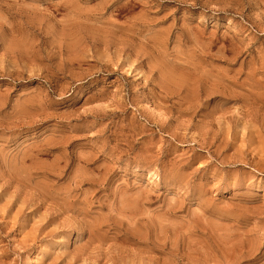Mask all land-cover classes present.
<instances>
[{"label":"rangeland","instance_id":"374dc122","mask_svg":"<svg viewBox=\"0 0 264 264\" xmlns=\"http://www.w3.org/2000/svg\"><path fill=\"white\" fill-rule=\"evenodd\" d=\"M0 264H264V0H0Z\"/></svg>","mask_w":264,"mask_h":264},{"label":"bare ground","instance_id":"6f19581e","mask_svg":"<svg viewBox=\"0 0 264 264\" xmlns=\"http://www.w3.org/2000/svg\"><path fill=\"white\" fill-rule=\"evenodd\" d=\"M220 85H222V84H220ZM224 89V88H223ZM259 95V94H258ZM219 97H220V95H219ZM86 159H88V157L86 158ZM90 160V159H89ZM88 163V162H87ZM98 167V166H97ZM100 167V166H99ZM55 170V169H54ZM98 170H100V169H98ZM77 173V172H76ZM80 173V172H79ZM82 173V172H81ZM90 173H92V172H90ZM93 174H95L94 172H93ZM83 175V174H82ZM30 176V175H29ZM77 176H79V175H77ZM84 176V175H83ZM88 177V176H87ZM94 177V176H93ZM91 178V177H90ZM77 179V178H76ZM85 179V178H84ZM106 179V178H105ZM83 180V179H82ZM85 181H87V180H85ZM106 181V180H105ZM75 182V181H74ZM78 183V182H77ZM79 183H80V181H79ZM75 184V183H74ZM82 184V183H81ZM80 184H78V186H79ZM47 190V189H46ZM131 203V202H130ZM74 207V206H73ZM75 208V207H74ZM82 208V207H81ZM84 209V208H83ZM81 210V209H80ZM79 214H80V212H79ZM99 217V216H98ZM107 218V217H106ZM107 220V219H106ZM134 221V220H133ZM93 223V222H92ZM101 223V222H100ZM43 224H45V223H43ZM95 224V223H94ZM102 225V224H101ZM131 226V225H130ZM39 227V226H38ZM43 227H44V225H43ZM97 227V226H96ZM146 228H147V226H145ZM91 228V227H90ZM98 229V228H97ZM148 229V228H147ZM93 230V229H92ZM141 230V229H140ZM95 231V230H94ZM93 232V231H92ZM135 232H137V231H135ZM141 232V231H140ZM147 232H148V230H147ZM38 233V232H37ZM95 234V233H94ZM147 235H148V233H147ZM89 237V236H88ZM97 237H98V235H97ZM91 238V237H90ZM99 238V237H98ZM24 239V238H23ZM136 239V238H135ZM48 259V258H47Z\"/></svg>","mask_w":264,"mask_h":264}]
</instances>
